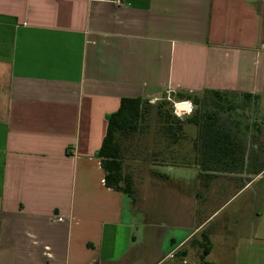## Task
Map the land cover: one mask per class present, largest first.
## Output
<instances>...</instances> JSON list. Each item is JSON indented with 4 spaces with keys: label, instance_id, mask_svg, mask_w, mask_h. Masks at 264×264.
<instances>
[{
    "label": "crops",
    "instance_id": "0c3cea01",
    "mask_svg": "<svg viewBox=\"0 0 264 264\" xmlns=\"http://www.w3.org/2000/svg\"><path fill=\"white\" fill-rule=\"evenodd\" d=\"M168 91L227 93L264 141V0H0V264H201L203 235L264 264V171L233 188L184 138L133 197L105 186L111 115Z\"/></svg>",
    "mask_w": 264,
    "mask_h": 264
},
{
    "label": "rangeland",
    "instance_id": "374dc122",
    "mask_svg": "<svg viewBox=\"0 0 264 264\" xmlns=\"http://www.w3.org/2000/svg\"><path fill=\"white\" fill-rule=\"evenodd\" d=\"M200 99V105H194L190 114L181 116L175 113L174 102L178 103L180 101L175 99L174 93H165L157 100L145 102L142 122L146 130L143 131L144 133L137 134L135 139L128 142L126 144L127 149L124 152V172L127 176L139 177L142 167L149 169V166H152L153 163H172L174 162L173 156L180 155L182 151L184 152V148H181V151L176 153V145L164 137L161 131L163 125L161 121L163 119L173 122L179 120L183 123L180 147H183L182 141L184 142V138H186L185 141L187 142L191 141V161L196 165L202 163L199 127L194 123H200L201 125L207 114L206 112H214L218 109L214 108L213 100L210 96L200 97ZM227 107L228 105H224L223 108L218 110L219 123L230 132V135L235 140L237 146L236 165L231 172L215 171L218 167H221L219 164L212 165L207 163V167L211 173L218 172V174L223 175L236 173L238 176L233 174L231 181L232 187L237 189L244 186V184L252 183L254 180L257 182L263 180L261 174L264 171V141L262 135L258 132L263 122L259 121L254 115L252 116V114L251 116L244 115L246 108L242 109L235 104H233L232 109ZM156 152L159 155H163L158 156ZM161 170L169 171L168 167ZM180 170L187 171L191 178L196 180L197 172L194 167L180 168ZM259 175L260 178L258 177Z\"/></svg>",
    "mask_w": 264,
    "mask_h": 264
},
{
    "label": "trees",
    "instance_id": "16d2710c",
    "mask_svg": "<svg viewBox=\"0 0 264 264\" xmlns=\"http://www.w3.org/2000/svg\"><path fill=\"white\" fill-rule=\"evenodd\" d=\"M177 101L191 100L194 105H200V97L192 95L174 94ZM205 96H210L213 100L214 108L221 109L224 105L227 108H233V100L225 92L210 91ZM243 99H253L251 95H243ZM145 102L143 99L121 100L117 112L111 115L106 136L103 140L99 156L101 166L104 169L105 186L115 191H120L129 196H134L133 182L124 172V152L127 149L126 144L137 137V134L144 133L146 127L143 126V109ZM224 104V105H223ZM206 112L203 123H194L199 127V136L201 140L200 152L203 172L207 171V163L212 165H221L216 171L231 172L234 170L237 159V146L230 132L219 123V111ZM161 131L167 140L176 144L182 139L183 123L181 121L162 120ZM193 123V122H192ZM162 156L163 154H158ZM175 161V159H173ZM173 163V162H172ZM175 164V163H174ZM224 165V167H223ZM203 175L200 174V178ZM202 253L200 255L201 264H210L206 261L210 252V241L203 235L201 244Z\"/></svg>",
    "mask_w": 264,
    "mask_h": 264
},
{
    "label": "built area",
    "instance_id": "2783aa9c",
    "mask_svg": "<svg viewBox=\"0 0 264 264\" xmlns=\"http://www.w3.org/2000/svg\"><path fill=\"white\" fill-rule=\"evenodd\" d=\"M168 94L172 93V91H168ZM193 102L191 100H184L180 102H174L175 113L178 116L190 114L193 111Z\"/></svg>",
    "mask_w": 264,
    "mask_h": 264
}]
</instances>
